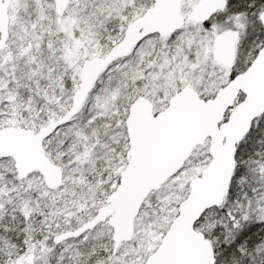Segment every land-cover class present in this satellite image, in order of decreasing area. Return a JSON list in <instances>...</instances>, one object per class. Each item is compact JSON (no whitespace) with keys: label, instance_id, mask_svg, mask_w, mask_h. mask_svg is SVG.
Here are the masks:
<instances>
[{"label":"snow or ice","instance_id":"snow-or-ice-1","mask_svg":"<svg viewBox=\"0 0 264 264\" xmlns=\"http://www.w3.org/2000/svg\"><path fill=\"white\" fill-rule=\"evenodd\" d=\"M0 264H264V0H0Z\"/></svg>","mask_w":264,"mask_h":264}]
</instances>
